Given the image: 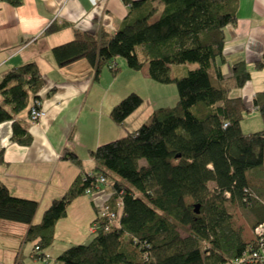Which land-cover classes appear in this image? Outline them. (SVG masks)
Segmentation results:
<instances>
[{
    "label": "trees",
    "instance_id": "obj_1",
    "mask_svg": "<svg viewBox=\"0 0 264 264\" xmlns=\"http://www.w3.org/2000/svg\"><path fill=\"white\" fill-rule=\"evenodd\" d=\"M148 1L123 0L129 14L138 12L117 32L75 31L51 53L59 68L87 60L97 78L104 67L115 73L117 58L134 71L147 67L153 81L176 84V104L154 109L149 123L92 151L95 171L79 176L52 201L40 224H33L38 204L11 196L0 182V220L28 225L25 240L42 252L53 244L55 226L69 205L101 189L98 179L106 177L112 190L106 205L118 212L122 201L119 226L111 228L98 211L93 239L66 249L60 264H227L260 251L256 241L243 240L228 210L232 204L251 205L247 173L264 167V128L244 133L247 109L241 97L230 95L250 80L247 65L234 64L229 77L216 67L224 63L225 29L237 23V0H160L163 9L153 22L154 11L141 10ZM186 65L196 67L176 76L174 69ZM255 67L264 69V56ZM43 86L36 62L9 70L0 82V123L12 121L13 139L21 145H30L32 137L15 117L42 103ZM143 104L131 93L114 106L111 118L122 125ZM253 108L264 124V88L255 94ZM61 159L81 166L68 148Z\"/></svg>",
    "mask_w": 264,
    "mask_h": 264
},
{
    "label": "crops",
    "instance_id": "obj_2",
    "mask_svg": "<svg viewBox=\"0 0 264 264\" xmlns=\"http://www.w3.org/2000/svg\"><path fill=\"white\" fill-rule=\"evenodd\" d=\"M237 3V23L225 29L224 63L217 62L216 67L223 77H229L234 64L247 65L250 80L230 95L241 97L247 112L252 113L257 112L253 108L254 96L264 88V70L255 67L264 56V0ZM143 7L141 10L147 13L154 11V20L161 14L163 4L149 0ZM129 12L123 0H23L18 7L0 1V82L9 70L31 62L37 63L44 78L40 92L44 117L30 123L29 108L15 117L31 135V144L24 146L13 139L12 121L0 123V182L11 196L38 204L35 225L41 223L52 201L61 198L79 176L95 171L97 163L92 151L148 123L157 107L152 102L149 112L140 113L141 106L122 125L116 124L110 115L112 109L131 92L141 94L130 82L136 77L134 72H143L152 80L148 68L134 71L117 58L118 70L113 73L104 67L97 78L87 60L59 68L51 53L53 47L71 41L75 31L94 35L104 28L117 32L138 10ZM195 67L180 66L174 72L182 76L186 69ZM65 148L79 157L81 166L61 159ZM260 169L263 173L264 167ZM255 170L250 171L249 190L259 200L262 184L259 179L253 181L258 176ZM111 195L107 184L91 195L75 199L66 217L55 226L53 244L42 252H35L34 243L25 240L28 225L0 220V264H60L58 258L66 249L86 245L93 239L98 211ZM231 206L237 207L232 214L234 227L242 230L246 243L255 241L253 228L264 221V207L259 210L251 204L246 207L247 215H242L238 204ZM236 214L242 219L238 220Z\"/></svg>",
    "mask_w": 264,
    "mask_h": 264
},
{
    "label": "rangeland",
    "instance_id": "obj_3",
    "mask_svg": "<svg viewBox=\"0 0 264 264\" xmlns=\"http://www.w3.org/2000/svg\"><path fill=\"white\" fill-rule=\"evenodd\" d=\"M150 21L153 22L154 20L151 19ZM262 70H259V71H262ZM134 75H136V77L132 79L130 84L131 86L134 87V90H138L142 95L139 94L137 91H133V92L140 95L144 99V104L139 109L140 113L149 112L148 110L150 109V104L152 102L156 104L157 106L156 108H159V107L173 106L178 101V89L175 83H172V84L156 83L150 80L147 76H145L143 72H134ZM241 127H242V131L248 134V133H255V132L261 131L264 128V124H263L262 118L259 113L247 112L245 115V119L241 123ZM255 171H256L255 173H257L258 176L256 174L257 178L256 180H253V181L256 183L258 179L260 180V183L262 184V188L260 189V191H262V194H261V197H259V200H255V198H253V201L251 202V204L254 205L256 209L262 210L263 209L262 207H264L263 206L264 205V172L262 173L261 169L260 170L256 169ZM250 177H252L251 172L250 174H248V178H249L248 180L252 182ZM246 207L247 206H241V205L239 206L242 215H247L245 211ZM236 208L237 207H233L229 205V211L233 215L235 214L237 210ZM235 217H238V220H240V218L242 219V217L241 216L239 217L237 214L235 215ZM234 223L237 226L236 222ZM253 229H255V227ZM180 233L182 234V236L187 235V232L185 229H180Z\"/></svg>",
    "mask_w": 264,
    "mask_h": 264
},
{
    "label": "built area",
    "instance_id": "obj_4",
    "mask_svg": "<svg viewBox=\"0 0 264 264\" xmlns=\"http://www.w3.org/2000/svg\"><path fill=\"white\" fill-rule=\"evenodd\" d=\"M44 115H45V111L42 108V103L40 101H36L29 112V122L33 124L38 123L44 117ZM98 183L101 186L107 185L108 180L106 179V177L100 176L98 179ZM88 194L91 195L92 193L88 192ZM116 207L119 210L122 208L121 199L117 201ZM119 210L118 212L112 211L111 208L105 204L99 211V215L106 216L110 222V227L112 228L114 226H119V216H120ZM96 228H97V223H94L92 227L93 233H95ZM254 233L256 236L255 241L260 246V251L248 252L244 254L242 258L236 259L227 264H264V223L257 225L254 229ZM34 251H39V247H36Z\"/></svg>",
    "mask_w": 264,
    "mask_h": 264
},
{
    "label": "water",
    "instance_id": "obj_5",
    "mask_svg": "<svg viewBox=\"0 0 264 264\" xmlns=\"http://www.w3.org/2000/svg\"><path fill=\"white\" fill-rule=\"evenodd\" d=\"M195 212L198 213V205L195 207Z\"/></svg>",
    "mask_w": 264,
    "mask_h": 264
}]
</instances>
